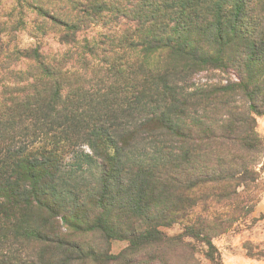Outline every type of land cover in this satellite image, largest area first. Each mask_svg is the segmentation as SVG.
<instances>
[{
    "label": "trees",
    "instance_id": "1",
    "mask_svg": "<svg viewBox=\"0 0 264 264\" xmlns=\"http://www.w3.org/2000/svg\"><path fill=\"white\" fill-rule=\"evenodd\" d=\"M260 117L264 0H15L0 17V264H200L193 241L223 264L214 239L264 188Z\"/></svg>",
    "mask_w": 264,
    "mask_h": 264
},
{
    "label": "rangeland",
    "instance_id": "2",
    "mask_svg": "<svg viewBox=\"0 0 264 264\" xmlns=\"http://www.w3.org/2000/svg\"><path fill=\"white\" fill-rule=\"evenodd\" d=\"M15 0H0V17L2 12H7L13 8ZM2 10V11H1ZM35 17V13L28 11L29 21ZM103 29L99 26L94 28L93 34L99 35ZM23 43H28V36L23 34ZM48 48L55 52H63L66 47H61L58 42V35L50 33L48 36ZM204 80L218 82L223 78L221 73L213 72L202 75ZM225 78V76H224ZM258 132L264 136V117L258 118ZM261 167V166H260ZM264 179V172L262 174ZM170 236L182 233L180 226L166 230ZM196 249L197 258L200 264H212L204 255L207 247L197 242H192ZM213 244L218 248L223 264H264V188L260 194V202L257 204L254 213L241 224L237 225L233 231L214 239ZM128 246L127 242L116 241L111 245L112 254L118 255ZM249 250L258 254L260 258H252L249 256Z\"/></svg>",
    "mask_w": 264,
    "mask_h": 264
}]
</instances>
